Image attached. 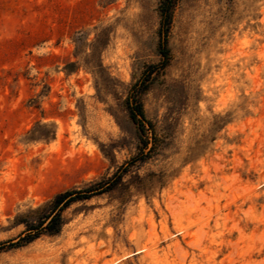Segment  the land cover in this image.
I'll return each instance as SVG.
<instances>
[{
  "label": "rangeland",
  "instance_id": "374dc122",
  "mask_svg": "<svg viewBox=\"0 0 264 264\" xmlns=\"http://www.w3.org/2000/svg\"><path fill=\"white\" fill-rule=\"evenodd\" d=\"M163 2L0 0V243L123 177L0 264H264V0Z\"/></svg>",
  "mask_w": 264,
  "mask_h": 264
},
{
  "label": "trees",
  "instance_id": "16d2710c",
  "mask_svg": "<svg viewBox=\"0 0 264 264\" xmlns=\"http://www.w3.org/2000/svg\"><path fill=\"white\" fill-rule=\"evenodd\" d=\"M178 0H164L161 10L162 31H170V25L173 13ZM161 55L164 60L169 56V49L166 40L161 45ZM154 71L152 70V74ZM131 119L139 126L142 137H145L146 127L153 130V124L147 120L143 107L136 102V105L129 104ZM146 149L149 144L144 143ZM117 179V180H115ZM123 177L117 173L107 182L99 181L91 184L84 190H72L56 196L53 200L44 205L31 209L28 212L18 215L14 225L23 226L24 230L17 239L0 243L1 247L6 249L25 247L37 241L43 236H57L61 233L64 226V212L74 203L85 201L94 196L109 193L113 191L121 182Z\"/></svg>",
  "mask_w": 264,
  "mask_h": 264
}]
</instances>
